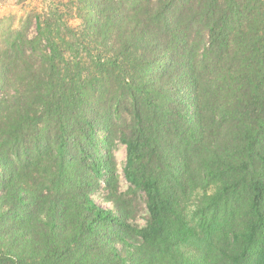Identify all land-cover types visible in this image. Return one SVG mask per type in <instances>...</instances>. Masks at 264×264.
I'll use <instances>...</instances> for the list:
<instances>
[{"label":"trees","instance_id":"trees-1","mask_svg":"<svg viewBox=\"0 0 264 264\" xmlns=\"http://www.w3.org/2000/svg\"><path fill=\"white\" fill-rule=\"evenodd\" d=\"M14 34L0 54V264H264V0H54ZM233 88L230 110L212 105ZM206 93L231 143L201 154L216 189L189 211L179 160L199 152L174 102ZM115 140L146 199L138 230ZM154 142L174 166L153 162ZM100 179L115 215L92 199Z\"/></svg>","mask_w":264,"mask_h":264},{"label":"rangeland","instance_id":"rangeland-1","mask_svg":"<svg viewBox=\"0 0 264 264\" xmlns=\"http://www.w3.org/2000/svg\"><path fill=\"white\" fill-rule=\"evenodd\" d=\"M51 1L54 0H0V54H2L5 44L8 43V41H11L12 36L14 38V32H18L21 29L22 23L24 22L25 18L30 15L44 12ZM69 24L72 27L77 28L80 25V20L76 17L71 18L69 20ZM34 26V22L32 21L31 26L27 31L29 38H32L35 35ZM199 52H201V49L199 50ZM4 63L7 64L8 61L6 60L4 61ZM203 73L211 74L209 68L207 70H204ZM15 82L16 80L12 83ZM203 82H205V80ZM10 93H12V91H10ZM231 93L230 91H224L223 96L218 99L216 104L212 105H217V107L219 109H222V111L226 108L230 110L233 96L235 97L236 95H238L234 88ZM169 101L170 99L168 100V102ZM215 101L216 99L213 98V95H209V93H206L204 96L199 97L198 102L194 101L190 94L186 100L182 102L181 100L180 102H174V106L176 108L181 106L179 108L180 111L183 112L184 116L189 117V124L186 127L181 121L183 124V128L185 129V133L180 135V137H182L183 141H185V148H188V146H191L192 148L196 147L199 152L198 156H194V154L190 151L191 149H187L186 153L183 147H175V149L179 153H186L187 158V160L185 161H183L182 158L179 160L180 165L183 166L182 183L188 184V179H190L193 181L191 183V186L193 187V184L196 185L194 186L193 194L191 195L190 201L187 205L189 211L196 210L197 207H199L200 202L207 195L212 194L216 189V183L214 181L206 180L204 177H202V175L200 176V171L202 170L198 169V167L199 164H201V154L203 157L210 158L213 154L216 143L219 145L226 144L229 147V144L231 143L229 137L227 136L229 134L226 133L225 128H219L217 125V118L220 116L218 109H215L214 112L212 111V107L209 106L210 103H214ZM181 122L179 126L182 125ZM121 126L122 127H120L119 123H116V130L120 131L122 128L127 126V123ZM235 132V130L232 131L233 134H235ZM224 134H226L227 137L224 136ZM154 144L156 146L154 149L155 154L152 156V159L154 160L153 162L155 164L162 165V168H164V166H174L173 160L171 159L170 149L167 152L165 151V148H167L168 146H159L160 143L156 142H154ZM108 157H111L110 162L113 167L114 174L115 176H117L116 194L125 196V198L123 199H126L128 201L127 206L129 209V215L127 223L133 229H141L147 225L149 220V214L146 209V199L142 192H133L131 186L124 179V145H122L118 140H115ZM42 165H45L47 167V165H49V162H42ZM52 166H54L53 169H55L57 165L52 164ZM201 182L202 184L208 182V184L200 187ZM97 183V187L94 190V193L91 195L95 204L103 209L110 210L113 215L117 214V208L115 206L116 204H114L112 200L107 199L108 194L105 189L104 181L100 179L99 181H97ZM27 184L31 186V181L29 180ZM128 242L131 243L132 241ZM115 248L118 249V251L124 250L123 246L120 243L115 245Z\"/></svg>","mask_w":264,"mask_h":264}]
</instances>
